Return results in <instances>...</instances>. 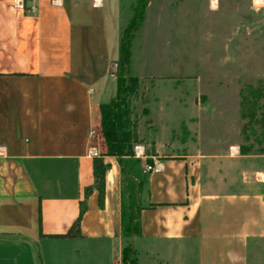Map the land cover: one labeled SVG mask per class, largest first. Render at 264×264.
<instances>
[{
  "label": "crops",
  "instance_id": "obj_1",
  "mask_svg": "<svg viewBox=\"0 0 264 264\" xmlns=\"http://www.w3.org/2000/svg\"><path fill=\"white\" fill-rule=\"evenodd\" d=\"M159 2L149 0L145 14ZM130 4L0 0V264H122L121 173L103 156L100 106L116 95L110 70ZM189 110L159 105L149 153L135 148L136 262L264 264V155L240 154L236 122L206 138L204 115L193 141L166 138ZM101 156L102 207L96 189L85 195ZM81 205L80 236L60 237Z\"/></svg>",
  "mask_w": 264,
  "mask_h": 264
},
{
  "label": "rangeland",
  "instance_id": "obj_2",
  "mask_svg": "<svg viewBox=\"0 0 264 264\" xmlns=\"http://www.w3.org/2000/svg\"><path fill=\"white\" fill-rule=\"evenodd\" d=\"M148 1L145 0L146 5ZM156 1L160 5L152 4L147 14L145 7L138 28L129 29L130 59L122 73L125 79L137 80L132 92L127 94L136 159L135 148L145 144L149 153L155 139L158 130L155 113L159 105L168 109L175 104L196 109L192 115L189 110L190 116L182 117L181 125L177 123L166 132V138L177 145L195 139V124L203 115L209 121L204 128L206 138L213 133L224 136L234 122L239 123L241 133L247 122L241 118L242 92L247 87L256 88L258 81L264 79V0ZM135 6H139L138 0H131L129 20L121 31V40L127 35ZM114 63L117 77L118 58ZM238 142L245 144L241 134ZM251 142L252 139L247 144ZM254 149L264 150V146L254 145ZM259 166L262 168L264 164ZM121 188L127 204L129 191L122 176ZM142 191L141 186L136 192L139 204ZM133 238L136 237L131 242ZM249 260L254 264L252 256Z\"/></svg>",
  "mask_w": 264,
  "mask_h": 264
},
{
  "label": "trees",
  "instance_id": "obj_3",
  "mask_svg": "<svg viewBox=\"0 0 264 264\" xmlns=\"http://www.w3.org/2000/svg\"><path fill=\"white\" fill-rule=\"evenodd\" d=\"M138 7H133L134 15L125 32V38L121 40L119 45L118 65L120 73L116 77L117 91L113 99L108 103L100 106V130L106 147V156H112L117 159L120 166L123 183L128 187L126 196L128 202H125V194L122 192V210H121V263L137 264L136 251L132 247L131 238L139 235V212L141 206L137 201L136 192L142 186L140 179V160L136 159L133 154V145L135 143V133L128 121L130 114L129 104L127 102V94L132 92L133 85L136 83L135 78L125 79L122 75L123 71L129 65L130 59V32L135 31L141 23L144 15L146 3L145 0H138ZM131 29V31H129ZM256 88L247 87L242 92L240 102L241 118L247 120L245 122L241 137L245 144L240 145V154L248 155H264V150H253V146H264V79L258 81ZM257 116L259 119H257ZM254 126H257L255 130ZM251 144H247L251 141ZM109 169V164L104 163L102 157L93 159V177L94 185L87 188V195L92 188L98 191L99 206H103V194L105 174ZM84 211L81 205L80 213L72 224L69 231L60 235L63 238L79 237V221Z\"/></svg>",
  "mask_w": 264,
  "mask_h": 264
},
{
  "label": "built area",
  "instance_id": "obj_4",
  "mask_svg": "<svg viewBox=\"0 0 264 264\" xmlns=\"http://www.w3.org/2000/svg\"><path fill=\"white\" fill-rule=\"evenodd\" d=\"M115 69H116V63L111 64V73L114 75L115 74ZM149 171H156L155 167L147 166L144 170V172H149Z\"/></svg>",
  "mask_w": 264,
  "mask_h": 264
}]
</instances>
